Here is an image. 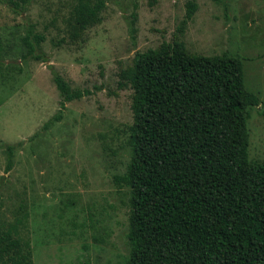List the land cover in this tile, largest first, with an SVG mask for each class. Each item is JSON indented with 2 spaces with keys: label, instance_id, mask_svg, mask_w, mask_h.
<instances>
[{
  "label": "rangeland",
  "instance_id": "obj_1",
  "mask_svg": "<svg viewBox=\"0 0 264 264\" xmlns=\"http://www.w3.org/2000/svg\"><path fill=\"white\" fill-rule=\"evenodd\" d=\"M102 1L81 31L76 0L0 3V236L27 240L32 264H126L128 189L115 178L129 159L131 91L117 83L135 53L177 40L190 54L237 57L264 104V0H195L184 25L188 0ZM27 31L42 38L37 59H22ZM53 74L84 94L44 127L59 109ZM246 130L248 159L264 163L260 107Z\"/></svg>",
  "mask_w": 264,
  "mask_h": 264
},
{
  "label": "trees",
  "instance_id": "obj_2",
  "mask_svg": "<svg viewBox=\"0 0 264 264\" xmlns=\"http://www.w3.org/2000/svg\"><path fill=\"white\" fill-rule=\"evenodd\" d=\"M29 1L0 3L22 12ZM103 6L76 0L73 29L97 23ZM41 40L27 31L22 59H37ZM52 81L59 109L44 127L84 94L57 74ZM117 87L131 91L129 159L115 178L128 189L126 264H264V163L248 159L246 130L249 109L264 118V104L245 89L239 58L190 54L173 40L135 53ZM5 150L8 169L12 147ZM0 263L32 264L28 241L3 233Z\"/></svg>",
  "mask_w": 264,
  "mask_h": 264
}]
</instances>
